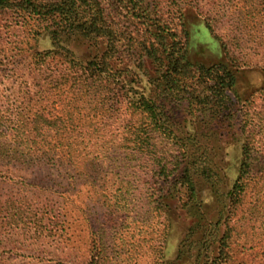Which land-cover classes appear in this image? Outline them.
<instances>
[{
	"label": "trees",
	"instance_id": "trees-1",
	"mask_svg": "<svg viewBox=\"0 0 264 264\" xmlns=\"http://www.w3.org/2000/svg\"><path fill=\"white\" fill-rule=\"evenodd\" d=\"M0 10L29 25L34 79L49 71L51 86L82 99L0 117V264H130L144 246L147 264H264V84L239 92L225 46L224 58L191 61L183 15L164 17L155 0H0ZM61 171L112 222L89 232L79 258L52 251L72 238L78 207L71 182L50 176ZM173 215L187 225L166 260Z\"/></svg>",
	"mask_w": 264,
	"mask_h": 264
},
{
	"label": "rangeland",
	"instance_id": "rangeland-1",
	"mask_svg": "<svg viewBox=\"0 0 264 264\" xmlns=\"http://www.w3.org/2000/svg\"><path fill=\"white\" fill-rule=\"evenodd\" d=\"M155 1L164 17L170 18L180 13L183 15L190 32L188 57L191 61L211 63L224 58L223 46H225L228 53L237 59L239 65L236 72L239 92L246 95L264 84V0ZM204 17L209 18L213 28L212 33L205 26ZM28 28V23L15 13L0 10V113H2L0 117L2 118L3 113L10 112V108L20 107L23 104L28 109L36 100L41 101V98L44 99L42 106H54L58 109L71 108L82 102L79 101L82 99L75 100L72 93L67 90V84L59 89L51 86L52 83H48L49 71L44 72L41 78L34 79L37 72L33 71L34 66L27 56V41L31 38ZM48 44L49 42L43 40L40 47H46ZM14 100L15 104H13ZM239 144V141L235 142L237 149ZM231 153L235 154V150ZM224 160L229 162L227 156ZM69 174L61 171L50 175L57 184L56 188L58 185L71 182L68 190L78 205L69 219L71 229L74 230L72 238L68 243L63 242L55 246L52 251L59 256L61 252L63 254L66 252L73 259L85 253L90 231L97 229L98 234L102 230L105 234L109 233L108 229L112 222L109 221V215H105L106 210L100 208L95 201L88 184L84 183V180L76 184L68 176ZM36 175L42 176L43 173L39 172ZM43 180L46 181L47 178L43 177ZM186 225L185 216L170 217L163 248L166 260L174 257L178 244L183 239ZM132 226L134 222L131 220L130 228ZM129 236L127 234L125 237ZM130 252L133 257L130 264H147L148 246L141 247L138 252Z\"/></svg>",
	"mask_w": 264,
	"mask_h": 264
}]
</instances>
